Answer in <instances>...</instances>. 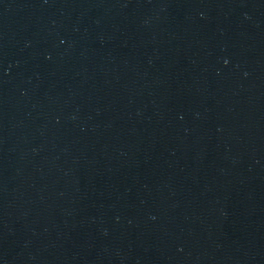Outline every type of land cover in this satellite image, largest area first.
<instances>
[{"label":"water","instance_id":"obj_1","mask_svg":"<svg viewBox=\"0 0 264 264\" xmlns=\"http://www.w3.org/2000/svg\"><path fill=\"white\" fill-rule=\"evenodd\" d=\"M0 264H264V0H0Z\"/></svg>","mask_w":264,"mask_h":264}]
</instances>
